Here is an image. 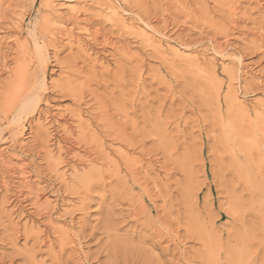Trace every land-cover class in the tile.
<instances>
[{
    "label": "rangeland",
    "instance_id": "rangeland-1",
    "mask_svg": "<svg viewBox=\"0 0 264 264\" xmlns=\"http://www.w3.org/2000/svg\"><path fill=\"white\" fill-rule=\"evenodd\" d=\"M0 2V264H264V0Z\"/></svg>",
    "mask_w": 264,
    "mask_h": 264
},
{
    "label": "bare ground",
    "instance_id": "bare-ground-1",
    "mask_svg": "<svg viewBox=\"0 0 264 264\" xmlns=\"http://www.w3.org/2000/svg\"><path fill=\"white\" fill-rule=\"evenodd\" d=\"M1 1V0H0ZM5 1H7V0H5ZM1 3V2H0ZM7 3V2H6ZM261 3V2H260ZM2 4V3H1ZM0 4V5H1ZM8 5H9V3H7ZM6 4V5H7ZM11 4V3H10ZM3 5V4H2ZM1 7V6H0ZM1 9V8H0ZM233 9H235V8H233ZM76 11V10H75ZM0 13H1V11H0ZM1 16V15H0ZM4 18V17H3ZM3 21H4V19H2ZM18 21V20H17ZM2 22V21H1ZM3 24V23H2ZM19 24V23H18ZM13 25V24H12ZM20 25V24H19ZM40 25V24H39ZM11 27H13V26H11ZM16 28H18L17 26H16ZM43 29V28H42ZM17 31V30H16ZM43 31V30H42ZM41 31V32H42ZM54 31H55V29H54ZM10 32V31H9ZM12 32V31H11ZM15 32V31H14ZM18 32H19V28H18ZM17 32V33H18ZM44 32V31H43ZM146 33V32H145ZM46 34V33H45ZM44 35V34H43ZM47 35H49V34H47ZM14 36H15V34H14ZM45 36V35H44ZM20 37V36H19ZM18 37V38H19ZM43 37V36H42ZM46 37V36H45ZM17 38V37H16ZM15 38V39H16ZM49 38V37H48ZM50 39V38H49ZM25 40V39H24ZM44 41V40H43ZM36 42V41H35ZM45 43V42H44ZM54 45V44H53ZM26 46V45H25ZM24 46V47H25ZM23 47V48H24ZM37 48H38V46H37ZM37 48L35 49V50H37ZM27 50V49H26ZM25 50V51H26ZM39 50V49H38ZM28 51V50H27ZM38 52H41V51H38ZM15 53V52H14ZM18 53H19V51H18ZM26 53V52H25ZM29 53V52H28ZM16 54V53H15ZM30 54V53H29ZM28 54V55H29ZM22 55V54H21ZM38 55H40V54H38ZM26 56V55H25ZM30 57V56H29ZM43 57V56H42ZM41 57V58H42ZM13 58V57H12ZM43 59H44V57L42 58V61H43ZM3 60V59H2ZM5 60V59H4ZM42 61H40V63L42 62ZM44 61H45V59H44ZM47 63H48V60L46 61ZM14 63V62H13ZM1 64V63H0ZM2 64H4V63H2ZM25 64V63H24ZM43 64H45V63H43ZM40 65V64H39ZM31 66H32V64H31ZM30 66V67H31ZM45 66H47V65H45ZM29 69V68H28ZM41 69H42V67H41ZM45 69V68H44ZM44 72V71H43ZM42 74V73H41ZM44 74V73H43ZM41 76V75H40ZM21 78V76L19 75V73L18 72H15V73H13V75H11V77H10V81L7 83V86L4 88V90L1 88V90H3V91H1L0 90V99L2 98V100H3V102L1 101L0 102V109H2L3 110V112H6V117H8V115L11 113V111H12V107L13 106H11V104L12 105H15V106H17V110H16V113H15V115L13 116V118H12V120H11V122H10V124L9 125H12V124H14V123H16L17 122V120H18V116H19V113H20V110L22 109V107H23V105H24V102H22V101H20V100H18V101H15V102H12V99H13V97H12V89L11 88H13V84H14V81H18L19 79ZM42 79V78H41ZM22 81V80H21ZM41 81V80H40ZM39 81V82H40ZM44 82V81H43ZM4 83V82H3ZM5 84V83H4ZM21 84H22V82H21ZM35 84H36V82H35ZM43 84V83H42ZM56 84V83H55ZM58 84V83H57ZM56 84V85H57ZM71 84V83H70ZM1 85H2V83H1ZM3 86V85H2ZM1 86V87H2ZM38 86V85H37ZM36 86V87H37ZM41 86V85H40ZM43 86V85H42ZM36 87L34 88V89H36ZM56 88L57 86H53V88ZM64 87V86H63ZM40 88H42V87H40ZM19 89H21V88H19ZM39 89V88H38ZM57 89H59V88H57ZM56 89V90H57ZM62 88L60 87V90H61ZM44 90H46V87H45V89ZM43 90V91H44ZM37 91V90H36ZM35 91V92H36ZM58 91V90H57ZM74 91V90H73ZM30 92V91H29ZM28 92V93H29ZM38 92H39V90H38ZM42 92V91H41ZM26 93V92H25ZM33 93V92H32ZM61 93V92H60ZM70 93V92H69ZM36 94V93H35ZM71 94H73V93H71ZM23 99V98H22ZM39 99V98H38ZM38 99H37V101H38ZM41 100V99H40ZM30 105V104H29ZM25 109V108H24ZM14 111V110H13ZM22 111V110H21ZM24 113V112H23ZM73 113V112H72ZM0 114H2V113H0ZM4 115V114H3ZM13 115V114H12ZM12 115H11V117H12ZM76 115V114H75ZM1 119V118H0ZM77 120V119H76ZM73 122V121H72ZM7 123H8V121H7ZM6 123V124H7ZM22 123V122H21ZM23 124V123H22ZM78 124V123H77ZM8 125V124H7ZM6 125V126H7ZM5 126V127H6ZM84 126V125H83ZM8 127V126H7ZM6 127V128H7ZM81 127V126H80ZM2 128V127H1ZM5 128V129H6ZM78 128H79V125H78ZM10 129V128H9ZM85 129V128H84ZM3 130H4V128H3ZM3 130L1 129V131L0 132H3ZM20 130V129H19ZM65 130V129H64ZM79 130L81 131V129L79 128ZM78 130V131H79ZM5 131H8V130H5ZM18 131V130H17ZM79 131V132H80ZM78 132V137H79V134H81V133H79ZM5 133V132H4ZM16 134V133H15ZM71 133H68V136L70 135ZM1 135V134H0ZM6 136V135H5ZM12 136V135H11ZM75 136V135H74ZM4 137V136H3ZM2 137V138H3ZM61 137V136H60ZM67 137V136H66ZM81 137V136H80ZM69 138V137H68ZM64 139V138H63ZM73 139H75V138H73ZM70 140V139H69ZM76 141H77V139H76ZM66 142V141H65ZM79 142V141H78ZM78 142H77V144H78ZM67 143V142H66ZM70 143V142H69ZM75 145H76V142L74 143ZM66 145V144H65ZM72 146V145H71ZM68 147V146H67ZM66 149V148H65ZM69 150H71V149H69ZM66 152V151H65ZM73 152V151H72ZM71 152V153H72ZM63 162V161H62ZM55 167V166H54Z\"/></svg>",
    "mask_w": 264,
    "mask_h": 264
}]
</instances>
